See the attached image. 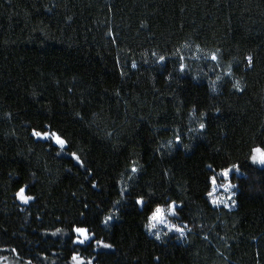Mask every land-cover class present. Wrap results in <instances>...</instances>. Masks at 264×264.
<instances>
[{"label": "trees", "instance_id": "trees-1", "mask_svg": "<svg viewBox=\"0 0 264 264\" xmlns=\"http://www.w3.org/2000/svg\"><path fill=\"white\" fill-rule=\"evenodd\" d=\"M257 146L264 0H0V264H264ZM230 165L235 206L214 207L208 177ZM172 200L187 233L160 242L149 208ZM73 226L112 248L74 244Z\"/></svg>", "mask_w": 264, "mask_h": 264}, {"label": "snow or ice", "instance_id": "snow-or-ice-1", "mask_svg": "<svg viewBox=\"0 0 264 264\" xmlns=\"http://www.w3.org/2000/svg\"><path fill=\"white\" fill-rule=\"evenodd\" d=\"M222 53L220 52L219 49H217L215 52H212L209 56L206 57V59H210L213 62H216L218 65L221 58H222ZM183 57H180L181 63L179 65V71L181 73H184L186 70V65L183 63ZM166 61V57L161 55L158 58V63H164ZM247 62H248V67H252V57L249 56L247 57ZM132 67L135 68L136 64L133 63ZM232 70L231 67H229V70L225 73L226 76L231 77L232 76ZM222 78L220 76L216 77L215 81H212V91H216V83L220 81ZM235 89L237 91H243V88L240 86V82L237 81L234 85ZM206 127L205 123H200L198 129H193V131L197 130H204ZM32 135L36 138L40 139H49L51 138L56 145H58L61 149H64L67 145V141L63 139L60 135L57 133H48L44 132L41 133L39 131H36L35 129L32 132ZM181 140L180 134L176 135V143L179 144ZM72 158L75 159L77 162H80L79 156L73 152ZM250 161L252 164L256 165H261L264 166V148L262 147H254L251 150V155L249 157ZM211 169V165L208 166ZM131 171L133 173H136L138 169L133 166ZM234 173H239V166L238 165H230L226 166L222 169L219 170L218 173H214L210 177H208V187H206V197L208 198V201L211 203L212 206L214 207H219L220 205H223L224 207H231L234 206L236 201L233 199L235 196V192L233 189L236 187L232 183V179L234 177ZM219 177V179H218ZM92 187L95 188L96 184H92ZM222 189L224 192H226L228 195L227 197L220 196L218 195V190ZM127 189H125L121 194L123 195L124 192H126ZM17 198L23 203V204H28L30 201L34 199V197L30 195H26V188L21 187L18 192L16 193ZM229 201H231V204H229ZM119 203V201H117ZM136 204L144 207L145 205V200L141 196L135 201ZM85 208H87V204L84 205ZM183 205H177L175 200L172 201H166L165 206H160L157 204L155 207H150V215L147 217V224L145 225V228L147 229L148 233L155 234V238L157 240H161V233L157 230L158 225H163L165 228L168 229V232H176L180 233L183 235L185 229L184 227H180L176 224H173L169 221L168 217L169 216H177L179 209H182ZM83 215V213H82ZM113 219L112 215H109L105 218L104 223L107 224L109 221ZM155 230V231H154ZM61 229H57L56 232L52 233V235H56L59 233ZM71 231L74 233L75 238L73 239V243L77 245H85L86 243L94 244L97 248H103V249H111L112 245L110 243H106L102 239H94V233H90L89 229L87 227H82V226H73ZM168 232L164 233V235H168ZM96 249H94L95 251ZM12 251H15L13 249ZM71 260L74 262V264H94L95 257L88 259L85 261V259L79 255L78 253H74L71 256ZM28 264H31V261L28 262Z\"/></svg>", "mask_w": 264, "mask_h": 264}, {"label": "rangeland", "instance_id": "rangeland-1", "mask_svg": "<svg viewBox=\"0 0 264 264\" xmlns=\"http://www.w3.org/2000/svg\"><path fill=\"white\" fill-rule=\"evenodd\" d=\"M256 166H258V167H264V166H261V165H258V164H256ZM234 176H241V174H240V172L239 173H234ZM218 179H219V177H218ZM234 184V183H233ZM235 185V184H234ZM233 191L234 192H236V187L233 189ZM218 195H220V196H224V197H227V193L226 192H224L222 189H219L218 190ZM235 197V196H234ZM234 197H233V199H234ZM229 204H231V201H229ZM221 206H223V205H220L219 207H221ZM235 206V205H234ZM234 206H231V207H226V208H233ZM224 207V206H223ZM177 218V216H175V217H173V216H169L168 217V219H169V221L171 222V223H173V224H175V222H174V219H176ZM157 230L161 233V240H157L156 238H155V234L153 233V234H149L148 233V231H147V233L151 236V237H153L155 240H157V241H164V240H167V239H169V237H176V238H178V240H180V241H183L184 239H185V236H186V233H187V231H184V233H183V235H181L180 233H176V232H168V229L167 228H165L163 225H158L157 226ZM155 231V230H154ZM166 232H168V235H164V233H166ZM5 264H10L9 262H5Z\"/></svg>", "mask_w": 264, "mask_h": 264}]
</instances>
